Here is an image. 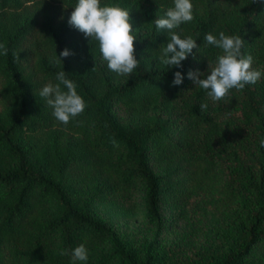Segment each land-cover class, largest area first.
Here are the masks:
<instances>
[{
	"label": "trees",
	"instance_id": "obj_1",
	"mask_svg": "<svg viewBox=\"0 0 264 264\" xmlns=\"http://www.w3.org/2000/svg\"><path fill=\"white\" fill-rule=\"evenodd\" d=\"M76 2L0 0V43L8 48L0 55V264H72L59 253L81 243L88 260L77 264H159L160 200L190 174L220 181L231 196L242 192L223 251L206 264H264V75L217 102L187 76L215 61L220 50L204 37L220 31L239 35L242 52L264 73V0H191L194 19L174 31L199 47L181 68L160 62L170 37L153 23L173 0H101L130 10L139 67L129 77L110 71L97 42L68 25ZM59 10L66 11L62 19ZM65 48L73 55L51 62ZM61 70L87 105L67 125L39 95ZM176 71L184 77L180 85L171 84ZM184 92L181 113L170 118ZM143 106L151 107L147 116L138 113ZM134 187L155 227L140 248L91 206Z\"/></svg>",
	"mask_w": 264,
	"mask_h": 264
},
{
	"label": "clouds",
	"instance_id": "obj_2",
	"mask_svg": "<svg viewBox=\"0 0 264 264\" xmlns=\"http://www.w3.org/2000/svg\"><path fill=\"white\" fill-rule=\"evenodd\" d=\"M71 9L68 25L82 33L85 38L97 42L102 59L106 61L110 71L118 76L129 77L139 67V60L135 57L136 37L132 34L134 29L130 22V10L119 4L102 5L101 0H77ZM193 19L191 0H173V6L166 10L164 16L153 21L158 31L166 30L170 37L166 45L161 47L159 59L163 65L181 68V62L189 55H194L193 49H198L199 46L192 36L181 38L174 31L182 23ZM204 39L208 45L219 49L220 53L214 62L208 63L206 72L189 70L187 76L195 86L205 90L213 102L224 99L233 89L242 91L246 85L256 84L264 75L261 70L252 67V56L242 52L245 42L239 35H227L220 31L218 36L207 33ZM0 55H8V48L4 43H0ZM13 55L16 61L20 60L18 53ZM70 55L73 53L65 48L59 53V57L55 52L51 62L61 64V58ZM183 78L182 73L176 71L173 73L171 84L180 85ZM55 79L56 83H45L39 95L45 98L47 105L52 108L54 118L67 125L81 115L87 105L77 93L76 83L67 77L65 71L57 72ZM200 107L201 110H207L208 105L202 103ZM259 143L264 147V138L260 139ZM59 254L70 255L72 264L88 260V250L84 243L70 251L63 249Z\"/></svg>",
	"mask_w": 264,
	"mask_h": 264
},
{
	"label": "rangeland",
	"instance_id": "obj_3",
	"mask_svg": "<svg viewBox=\"0 0 264 264\" xmlns=\"http://www.w3.org/2000/svg\"><path fill=\"white\" fill-rule=\"evenodd\" d=\"M63 16H66V11L59 10L57 18L62 19ZM207 66L206 63L200 64L191 71L206 72ZM184 96L185 92L173 101L175 106L168 114L170 118L181 113ZM171 104L169 102L167 107ZM150 108L143 106L138 113L141 115L143 112L147 116L151 112ZM115 110L120 116L126 114L123 106L116 104ZM155 169L161 171L162 165L157 162ZM236 192L231 196L220 181L196 175L178 179L177 186L160 200L162 224L157 235L164 259L159 264H206L211 256L222 252L230 214L239 205V196L242 194ZM91 206L113 225L122 239L135 248H140L155 233V227L144 218L141 191L135 187L127 195L96 199Z\"/></svg>",
	"mask_w": 264,
	"mask_h": 264
}]
</instances>
